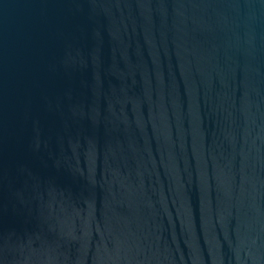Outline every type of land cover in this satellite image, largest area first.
I'll return each mask as SVG.
<instances>
[{
	"label": "water",
	"instance_id": "95a60500",
	"mask_svg": "<svg viewBox=\"0 0 264 264\" xmlns=\"http://www.w3.org/2000/svg\"><path fill=\"white\" fill-rule=\"evenodd\" d=\"M0 264H264V0H0Z\"/></svg>",
	"mask_w": 264,
	"mask_h": 264
}]
</instances>
